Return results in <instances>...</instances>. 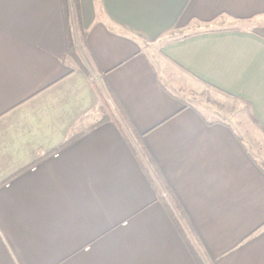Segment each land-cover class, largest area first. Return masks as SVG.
Returning <instances> with one entry per match:
<instances>
[{"label":"crops","instance_id":"crops-1","mask_svg":"<svg viewBox=\"0 0 264 264\" xmlns=\"http://www.w3.org/2000/svg\"><path fill=\"white\" fill-rule=\"evenodd\" d=\"M181 86L264 134V0H0V264H264V164Z\"/></svg>","mask_w":264,"mask_h":264},{"label":"rangeland","instance_id":"rangeland-1","mask_svg":"<svg viewBox=\"0 0 264 264\" xmlns=\"http://www.w3.org/2000/svg\"><path fill=\"white\" fill-rule=\"evenodd\" d=\"M257 21L248 22V23H239L236 21L223 19L216 24L218 27H247L250 29L255 25ZM76 30H78L76 28ZM79 33V31H77ZM76 47H77V59L78 63L85 64L82 60L81 49L83 48L82 40L80 35H77ZM78 64V67L80 65ZM181 89L188 93L189 96L193 97V99L200 105L205 106L207 109L220 111L221 114L225 116V118L232 122L234 126L242 133L243 138L248 142L250 149L253 151L254 156L264 164V134H261L259 131V127L254 121V117L250 111L249 106H247L244 102H241L237 99L229 98L221 94L220 92L203 87L196 88L194 91L187 86H181ZM188 92H187V91ZM106 95V105L100 102V107L98 108L99 114L105 113H117L120 115V110L115 105L114 101L111 99L109 94L105 92ZM165 195L168 196V193L165 191Z\"/></svg>","mask_w":264,"mask_h":264},{"label":"trees","instance_id":"trees-1","mask_svg":"<svg viewBox=\"0 0 264 264\" xmlns=\"http://www.w3.org/2000/svg\"><path fill=\"white\" fill-rule=\"evenodd\" d=\"M71 45H72V44H71V42H70V44H69L70 54L72 53V49H73V47H72ZM82 67H83V69H84L83 72L87 71L86 66H82ZM85 73H86V72H85ZM87 73H88V71H87ZM87 73H86V74H87ZM98 92H99V91H98ZM109 95H110L111 99L114 101L115 105H116V106L118 107V109L120 110V112H121L120 115L123 117L124 112H123V109L121 108V106L119 105L118 101L116 100V98H115L113 95H111V94H109ZM99 97H100V102H102V103H104V104L106 105L107 100H106V98H105L100 92H99ZM107 103H108V102H107ZM111 118L114 119L118 124H120V122L118 121V119H117V117L115 116L114 113H112V117H111ZM148 158L150 159L149 156H148ZM164 186L166 187V190H167L168 196H166L165 194H162V195H160V198H161L162 202L164 203V205L166 206V208L168 209V211L170 212V214L172 215L175 224L179 227V229H180L181 233L183 234L184 238H185V239L187 240V242L189 243L191 250H192V251L194 252V254L197 256L198 254L196 253L195 249H194L193 246L191 245L190 241L186 238L185 233H184V231H183L181 225L178 223V221L176 220V217H175V215H174V213H173V208H175V209H177V210L180 211V210H181V207H180V205L178 204V202L176 201L175 196L173 195V193L167 188L166 185H164Z\"/></svg>","mask_w":264,"mask_h":264}]
</instances>
